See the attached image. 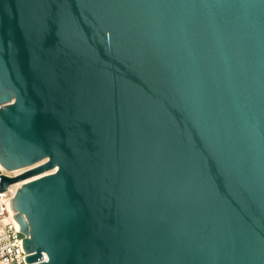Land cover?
<instances>
[{"label":"water","instance_id":"1","mask_svg":"<svg viewBox=\"0 0 264 264\" xmlns=\"http://www.w3.org/2000/svg\"><path fill=\"white\" fill-rule=\"evenodd\" d=\"M4 97L26 263L264 264V0H0Z\"/></svg>","mask_w":264,"mask_h":264},{"label":"built area","instance_id":"2","mask_svg":"<svg viewBox=\"0 0 264 264\" xmlns=\"http://www.w3.org/2000/svg\"><path fill=\"white\" fill-rule=\"evenodd\" d=\"M30 168L32 167L6 171L0 166V175L13 177ZM20 185L12 183L0 191V264H28L25 262L26 253L22 247L23 234L15 226L14 213L10 209V200ZM41 255L45 260L44 254Z\"/></svg>","mask_w":264,"mask_h":264},{"label":"snow or ice","instance_id":"3","mask_svg":"<svg viewBox=\"0 0 264 264\" xmlns=\"http://www.w3.org/2000/svg\"><path fill=\"white\" fill-rule=\"evenodd\" d=\"M3 99H4L5 103L0 104V108L6 109V106L8 103H12V104L15 103L14 100H10L7 97H4ZM41 164L44 165L43 168L40 166ZM30 167L35 168L41 175H52V173H55L60 169L61 165L59 162H57L55 160L54 157L46 156L44 158V160L39 161L37 164L30 165ZM45 168L49 169L50 171L45 172V170H44Z\"/></svg>","mask_w":264,"mask_h":264},{"label":"bare ground","instance_id":"4","mask_svg":"<svg viewBox=\"0 0 264 264\" xmlns=\"http://www.w3.org/2000/svg\"><path fill=\"white\" fill-rule=\"evenodd\" d=\"M37 164V163H36ZM1 166V165H0ZM39 176H41V174L40 175H36V176H33V177H31V178H28V179H25V180H22V181H19L18 183H15L16 185H20V184H22V183H24V182H27V181H29V180H32V179H35V178H37V177H39ZM12 211V210H11ZM14 223H15V226L17 227V228H19V226H18V223L14 220Z\"/></svg>","mask_w":264,"mask_h":264}]
</instances>
